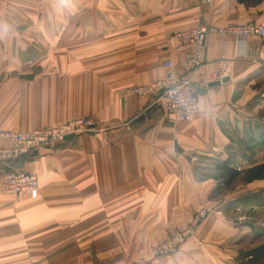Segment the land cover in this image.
<instances>
[{
    "label": "crops",
    "instance_id": "1",
    "mask_svg": "<svg viewBox=\"0 0 264 264\" xmlns=\"http://www.w3.org/2000/svg\"><path fill=\"white\" fill-rule=\"evenodd\" d=\"M229 23H264V0H0V130L95 126L18 161L39 193L0 190V264H264V204H233L264 190L245 179L264 160V39L206 37L207 76L229 80L196 88L192 120L169 124L159 104L122 98L162 77L167 58L178 65L172 32ZM227 159L241 172L225 186L215 165ZM202 207L220 214L148 258Z\"/></svg>",
    "mask_w": 264,
    "mask_h": 264
},
{
    "label": "built area",
    "instance_id": "2",
    "mask_svg": "<svg viewBox=\"0 0 264 264\" xmlns=\"http://www.w3.org/2000/svg\"><path fill=\"white\" fill-rule=\"evenodd\" d=\"M209 35L231 36L242 42L251 37L264 39V23L199 24L172 32L169 38L181 55L179 66L167 58L164 62L166 73L162 77L125 88L122 98L136 96L146 98L151 105L159 104L164 120L169 124L192 120L199 105L196 88H205L209 82L222 78L218 69L212 71L210 78L206 74L207 63L203 50L205 39ZM125 125L128 126V122ZM94 127L91 118L79 117L32 130H0V139L8 143L0 146V164L7 165L22 156L29 157L33 151L65 141L66 136L90 133L94 131ZM0 186L3 193L16 197L27 193L34 199L39 193L37 174L26 169H7ZM209 212L210 208L207 207L197 209L189 219L177 225L173 234L151 247L149 258L167 256L176 251L179 245L195 232L200 221ZM212 212L220 214L219 211ZM102 264H128V261L124 257H116Z\"/></svg>",
    "mask_w": 264,
    "mask_h": 264
},
{
    "label": "trees",
    "instance_id": "3",
    "mask_svg": "<svg viewBox=\"0 0 264 264\" xmlns=\"http://www.w3.org/2000/svg\"><path fill=\"white\" fill-rule=\"evenodd\" d=\"M241 2H246V0H239ZM248 1V0H247ZM254 2H259L261 0H252ZM262 79H264V73L261 76ZM260 83L259 81L257 82V84ZM26 156H22L20 157L18 160L12 162V163H8L7 169L9 168H18V161H20L21 159H24ZM215 169L217 170V176L216 179L219 180L223 185H230L235 178L239 175V173L241 171H239L238 169H236L234 166H232V161L230 159L224 160L220 163H217L215 165ZM264 177V160L261 164L259 165H255L251 168H249L247 171H245V179H258ZM249 199V200H248ZM247 200L249 202H255L258 204H264V190L263 191H259L256 193H253V195H251V197H246V198H238L236 201L233 202V204H239V203H245L247 202Z\"/></svg>",
    "mask_w": 264,
    "mask_h": 264
},
{
    "label": "rangeland",
    "instance_id": "4",
    "mask_svg": "<svg viewBox=\"0 0 264 264\" xmlns=\"http://www.w3.org/2000/svg\"><path fill=\"white\" fill-rule=\"evenodd\" d=\"M261 76H262V75H258V77H257L256 80H257V82H258V81L260 82V83H258L257 85L260 86L261 88H263V86H264V79H262ZM252 167H253V166H252ZM250 168H251V167H250ZM247 170H248V169H247ZM247 170H246V171H247ZM261 178H264V177H261ZM207 208H210V207H207ZM236 208H237V207H235V212H236V213H235V216L237 217V215L240 214V215H241L240 217H242V216H243V214H241V212H242L241 210H242V209H240V208H237V209H236ZM255 209H256V208H255ZM255 209H252V210L255 211ZM212 210H215V209L210 208V212H209V213H212ZM233 213H234V212H233ZM247 215H248V214H247ZM260 215H262V213H260ZM263 216H264V213H263ZM204 218H205V217H204ZM149 257H150V256L148 255V258H149Z\"/></svg>",
    "mask_w": 264,
    "mask_h": 264
},
{
    "label": "water",
    "instance_id": "5",
    "mask_svg": "<svg viewBox=\"0 0 264 264\" xmlns=\"http://www.w3.org/2000/svg\"><path fill=\"white\" fill-rule=\"evenodd\" d=\"M229 80V78L228 77H223V78H221L220 80H215V81H211V82H209L208 84H207V86L208 87H213V86H217V85H219L220 83H222V82H226V81H228ZM141 116H138V117H136L134 120H133V122H135L137 119H139ZM68 138H70V136H66L64 139L65 140H67ZM33 154H35V151H33Z\"/></svg>",
    "mask_w": 264,
    "mask_h": 264
}]
</instances>
